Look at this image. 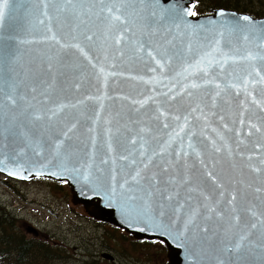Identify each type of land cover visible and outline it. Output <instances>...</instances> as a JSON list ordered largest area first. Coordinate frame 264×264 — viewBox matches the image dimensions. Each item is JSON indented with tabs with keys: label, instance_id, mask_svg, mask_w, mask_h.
<instances>
[{
	"label": "water",
	"instance_id": "water-1",
	"mask_svg": "<svg viewBox=\"0 0 264 264\" xmlns=\"http://www.w3.org/2000/svg\"><path fill=\"white\" fill-rule=\"evenodd\" d=\"M23 3L20 17L16 0H9L0 28L3 43L11 45L10 54L0 59V88L7 91L13 84L29 100L28 89L37 88L32 94L37 110L66 107L56 116L48 113L51 119L40 122L38 138L23 127L22 134L0 135V173L21 181H65L74 204L140 240H162V233L126 219L121 206L130 195L144 197L153 214L164 205L159 219L176 237L163 240L168 264H264V17L224 8L188 16L194 0L168 5L141 0L130 32H109L102 19L93 17L90 27L97 36L89 46L78 31L70 32L67 13L59 11L67 7L63 0ZM74 3L77 9L101 7L89 0ZM244 16L250 20L243 21ZM237 23L240 29L233 27ZM53 33L61 44L81 43L91 62L49 39ZM9 35L14 40H7ZM49 62L55 65V86L44 103H37L44 87L37 84V68ZM0 112L8 115L7 102ZM72 123L71 139L56 150L57 137ZM135 170L155 177L152 187L158 191L151 197L144 191L148 184L131 182ZM182 175L192 178L197 192L179 182ZM164 195L174 198L167 201ZM234 214L241 217L239 226L231 223ZM189 230L199 242L185 240L181 233ZM238 231L249 238L240 252L229 251Z\"/></svg>",
	"mask_w": 264,
	"mask_h": 264
},
{
	"label": "rangeland",
	"instance_id": "rangeland-1",
	"mask_svg": "<svg viewBox=\"0 0 264 264\" xmlns=\"http://www.w3.org/2000/svg\"><path fill=\"white\" fill-rule=\"evenodd\" d=\"M254 6L264 8V0ZM58 184L48 179L19 181L0 174V235L3 225L9 242L18 246L23 241L29 247L27 255L32 254L17 264H168L160 243L136 244L133 236L114 225L97 223L82 204L73 203L70 188ZM35 237L50 246L54 252L50 258L39 260L43 243ZM18 252L13 259L5 257L3 264H15Z\"/></svg>",
	"mask_w": 264,
	"mask_h": 264
},
{
	"label": "snow or ice",
	"instance_id": "snow-or-ice-1",
	"mask_svg": "<svg viewBox=\"0 0 264 264\" xmlns=\"http://www.w3.org/2000/svg\"><path fill=\"white\" fill-rule=\"evenodd\" d=\"M76 2L83 3V0H76ZM91 4H100L101 7L98 9V11L93 7H80L79 9L76 8V3H74V0H63V4L66 5V8H62L59 11H64L67 13V16L69 17L66 20V24L69 27L70 32L71 31H78L79 36L82 37V39L88 43L89 46H91L92 43H94L95 38L97 34L92 31V28L90 27L92 23V18L96 17L97 19H102L104 23L108 27V31L111 32L113 30L119 29V31L123 32H130L131 29L129 25L135 22V19L138 15V9L137 5L141 2V0H89ZM163 3L165 5H168L171 3V0H163ZM16 4L19 7L20 10V17L23 16V11L25 10L23 0H16ZM118 4L120 6H118ZM16 5H14L15 7ZM9 7V0H0V28L4 26V21L6 18V10ZM183 11V9H181ZM185 15L188 16H195L196 13L194 11H188L185 13ZM243 21L248 22L250 20L249 17L244 16L241 18ZM233 27L235 29H240V25L234 24ZM51 31V29H49ZM247 39V37H244ZM7 40L11 41L14 40V37L9 35ZM49 39L52 41H55L57 44H60L61 48H74L78 51V53L84 57L86 60L91 62L92 56H90L89 51L85 50V47L81 45V43H63L61 44L60 40L57 38V35L53 33ZM73 39H76V36H73ZM105 39H107V36H105ZM261 39L264 40V36H261ZM5 40V37L0 36V59L10 54V48L11 45L7 43H3ZM117 42H119V32L117 33ZM151 55V54H149ZM157 64L160 63L159 60L156 61ZM55 69V65L51 62L47 63L43 67L37 68V74L39 76V79L37 80V84H44V87L40 90L41 100L37 101V103H44L48 96H49V89H54L55 86V77L53 76V71ZM101 72H103V69H100ZM44 74H47L49 79L45 81ZM8 80H11V76L9 75ZM245 84H247V81H245ZM77 87L79 85H76ZM192 87H197V85L193 84ZM235 87V85H233ZM22 89H17V87L13 84H8V90L5 91L3 88H0V106H3L5 102H7V107L9 108V113L5 117L2 112H0V125H3L0 127V135H2L4 132H7L9 137H12L16 134H22L21 133V127L23 129H26L28 134L31 135L33 138H38L41 134L42 126L40 124L41 121L45 119H51V117L48 115L49 112H51V116H56L58 113L63 112L64 108L66 107L63 104H57V106L53 109H43V110H37L35 105L32 103V101L36 100V96L32 95L37 92V88H29L28 94L31 96V99H27L25 95L22 94ZM17 114H22L23 121L19 119V116ZM179 119V117H177ZM6 121V123H5ZM15 121V123H13ZM76 127L75 123H72L70 127L67 128L66 131H64L60 136L57 137L53 147L56 150H60L64 146V139L68 138L69 140L71 137L68 136L69 132H72V130ZM226 127V125H225ZM180 131L183 132V127L180 128ZM178 136V134H177ZM135 143V141H133ZM189 147L191 148L192 145L189 144ZM220 148H217L216 151H220ZM141 155H145L143 152L140 153ZM187 155V153H185ZM147 158V157H146ZM122 160H128V156H122ZM151 162V161H149ZM102 163H107V161H102ZM131 163L135 164L136 161L132 160ZM203 163V162H201ZM143 168H147V164H144L143 161L141 162ZM15 174V173H13ZM207 177L211 180L215 181V177L211 172L206 173ZM115 179V177H113ZM191 177L187 175H182L180 178V183H183L185 185H189L188 191L190 193L197 192V189L195 187L190 186L191 185ZM130 180L133 184H135L137 187H140L141 182H144L149 185V188L144 189L145 195L148 197H151L153 194V191H158V189H154L152 186L156 184V180L154 176H146L142 175L140 170H135V174L130 176ZM129 181L125 180L124 184H128ZM170 183H176V181H170ZM124 184L121 185V187L124 186ZM131 191V189H130ZM175 191V189H173ZM115 189L112 188L110 194H114ZM172 195H164L163 199L167 201L173 200ZM192 197L190 196L189 199ZM205 200L208 199V197H204ZM232 200H235V197L231 198ZM183 207V205H181ZM206 211H212L215 212V209L210 208L207 204L201 205ZM164 205L158 204L157 205V211L155 214L150 209V205L147 200L144 199V197H137L135 195H130L128 197V203L121 206V213L126 217V219L132 221V222H144L146 225L155 227L158 231L162 233V240L167 239L169 236H172L173 238H176L175 235L171 232L169 227L162 223L159 219V217H162L165 215L164 213ZM231 211L233 213L236 212L235 207L231 208ZM193 214H195V210L193 209ZM217 216H221L222 213L216 212ZM231 223L234 226H239L241 223V217L238 214H234L231 217ZM251 228H255V224L249 225ZM143 231L144 229H140ZM199 231L201 233H207L209 231L208 228H200ZM184 235L185 240H188L191 238V240L194 243L199 242L197 237L193 236L191 230L187 231L186 233H181ZM248 236L244 232H237L234 236V240L232 242V248L228 249L229 251H235L240 252L242 248H244V242L248 240ZM206 239V238H204Z\"/></svg>",
	"mask_w": 264,
	"mask_h": 264
},
{
	"label": "trees",
	"instance_id": "trees-1",
	"mask_svg": "<svg viewBox=\"0 0 264 264\" xmlns=\"http://www.w3.org/2000/svg\"><path fill=\"white\" fill-rule=\"evenodd\" d=\"M256 1H260V0H195V12L197 14H204L206 12H209L211 8H228V9H234V10H239V11H245V12H249L255 16H263L264 15V8L261 7L259 8H254V2ZM1 209L3 210V208L1 207ZM2 217V216H1ZM3 218V217H2ZM3 227V226H2ZM2 233L4 234L5 231L3 230ZM10 239V238H9ZM136 244H151V242L149 241H138L135 240ZM19 244V243H17ZM160 245H162V248L165 249V246L163 243H160ZM5 246L7 247L8 250L12 249V243L11 242H7L5 244ZM18 248V255L16 258V263L24 261L25 259L29 258L31 255H27V248H29L27 246V244L23 241H21V243L15 247ZM163 250V249H162ZM41 251H42V255L40 256L39 260H44L46 259V257L54 254V252H51L47 247H41ZM7 257V258H12L13 256H4V252L0 251V264H3L4 261L3 259ZM36 258L32 259L31 262H33ZM13 261H11L12 263ZM14 264V263H13Z\"/></svg>",
	"mask_w": 264,
	"mask_h": 264
},
{
	"label": "flooded vegetation",
	"instance_id": "flooded-vegetation-1",
	"mask_svg": "<svg viewBox=\"0 0 264 264\" xmlns=\"http://www.w3.org/2000/svg\"><path fill=\"white\" fill-rule=\"evenodd\" d=\"M97 223H101L100 221H96ZM3 226V225H2ZM3 228V230H4V227H2ZM34 239H36V240H38V241H41L40 239V237H35ZM10 239L9 238H7L6 237V234L4 233H2L1 232V235H0V251H2V252H4V256H13L14 255V253L16 252V251H18V248H15V247H17V245H15V244H13L12 243V249L11 250H8L7 249V247L4 245V244H6L8 241H9ZM3 244V245H2ZM43 246H44V243H43ZM2 247V248H1ZM10 251H12V252H10ZM18 255V254H17Z\"/></svg>",
	"mask_w": 264,
	"mask_h": 264
},
{
	"label": "bare ground",
	"instance_id": "bare-ground-1",
	"mask_svg": "<svg viewBox=\"0 0 264 264\" xmlns=\"http://www.w3.org/2000/svg\"><path fill=\"white\" fill-rule=\"evenodd\" d=\"M2 208H5V206L3 205V206H1ZM13 213V212H12ZM14 216V215H13ZM17 216V215H16ZM14 219V218H13ZM16 221V220H15ZM16 223H17V221H16ZM14 224V223H13ZM18 227V226H17ZM14 230H15V228H14ZM3 245V244H2ZM5 245V244H4ZM2 248V247H1ZM10 252H12V251H10Z\"/></svg>",
	"mask_w": 264,
	"mask_h": 264
}]
</instances>
